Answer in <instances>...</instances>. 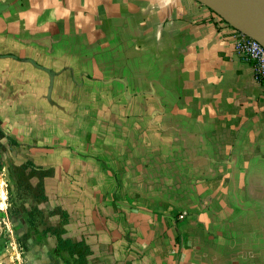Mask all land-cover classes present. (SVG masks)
<instances>
[{
  "label": "crops",
  "instance_id": "1",
  "mask_svg": "<svg viewBox=\"0 0 264 264\" xmlns=\"http://www.w3.org/2000/svg\"><path fill=\"white\" fill-rule=\"evenodd\" d=\"M0 145L46 170L0 264H264V89L196 0H0Z\"/></svg>",
  "mask_w": 264,
  "mask_h": 264
},
{
  "label": "rangeland",
  "instance_id": "2",
  "mask_svg": "<svg viewBox=\"0 0 264 264\" xmlns=\"http://www.w3.org/2000/svg\"><path fill=\"white\" fill-rule=\"evenodd\" d=\"M219 16V15H218ZM220 17V16H219ZM221 18V17H220ZM222 19V18H221ZM11 152H13V159L10 161H0V168L3 167L7 168L10 171L11 174V187H12V200L14 202H17L19 204H29V206L34 205L36 200L44 201L42 198L39 199L41 193H38L37 195L30 192L33 188L41 189V186L44 185V177L42 176L46 170L40 166V163L37 161H34L32 153L28 150L26 152H21L19 155H17V148L16 146H9L8 147ZM8 148L6 146L0 145V153L8 152ZM28 151V152H27ZM23 154L22 156L20 154ZM18 157V159H16ZM15 158V159H14ZM239 161H237V164L235 166L234 171V178H233V184H232V192H235V189L240 190V181H238V174L240 173L239 168L240 164H238ZM250 180V188H252V192L249 193L250 199H257V190H256V182L254 178H249ZM54 189L61 188V183L54 178L53 183ZM33 191V190H32ZM37 193V192H36ZM34 198V199H33ZM34 201V202H33ZM232 201L234 206L239 209V200L234 195H232ZM14 211V210H13ZM35 213V211H34ZM48 213V212H47ZM58 216L60 217L59 223H58V231L62 230L64 227L65 220L67 219L65 216L66 214L58 209L57 212ZM36 214V213H35ZM55 214V213H54ZM47 215V214H46ZM45 215V216H46ZM44 217V215H43ZM22 219V216H21ZM20 221V219H19ZM28 221V220H27ZM15 226H11V224L8 222V227L11 228V231H15L16 229H22V225L18 223L19 226H17L14 223ZM47 226V225H46ZM7 225H2V231L5 233V229ZM38 228V226L29 224V226H26V228H29V231L31 232V229ZM44 228L45 226H40ZM240 239V238H238ZM255 246V242H254ZM218 253L224 258V261L222 264H240V257H237L236 260L228 258L229 255H232V247L230 246V242L227 245L226 248H217ZM247 264H256L255 257L250 256L249 259L246 256Z\"/></svg>",
  "mask_w": 264,
  "mask_h": 264
},
{
  "label": "water",
  "instance_id": "3",
  "mask_svg": "<svg viewBox=\"0 0 264 264\" xmlns=\"http://www.w3.org/2000/svg\"><path fill=\"white\" fill-rule=\"evenodd\" d=\"M196 1L264 47V0Z\"/></svg>",
  "mask_w": 264,
  "mask_h": 264
},
{
  "label": "built area",
  "instance_id": "4",
  "mask_svg": "<svg viewBox=\"0 0 264 264\" xmlns=\"http://www.w3.org/2000/svg\"><path fill=\"white\" fill-rule=\"evenodd\" d=\"M227 24L230 25L229 23ZM233 30L236 37V50L246 60L253 63L256 82L264 89V47L236 28L233 27Z\"/></svg>",
  "mask_w": 264,
  "mask_h": 264
},
{
  "label": "bare ground",
  "instance_id": "5",
  "mask_svg": "<svg viewBox=\"0 0 264 264\" xmlns=\"http://www.w3.org/2000/svg\"><path fill=\"white\" fill-rule=\"evenodd\" d=\"M257 29V28H256Z\"/></svg>",
  "mask_w": 264,
  "mask_h": 264
}]
</instances>
